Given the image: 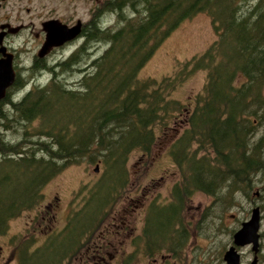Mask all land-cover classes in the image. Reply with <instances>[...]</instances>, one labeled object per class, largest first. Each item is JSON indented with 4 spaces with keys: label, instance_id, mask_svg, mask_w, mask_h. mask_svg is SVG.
Segmentation results:
<instances>
[{
    "label": "trees",
    "instance_id": "1",
    "mask_svg": "<svg viewBox=\"0 0 264 264\" xmlns=\"http://www.w3.org/2000/svg\"><path fill=\"white\" fill-rule=\"evenodd\" d=\"M107 8L117 16L115 27L103 29L98 21L87 28L84 44L47 68L48 83L14 102L11 117H1V130L18 139L0 131V234L11 217L41 203L44 185L67 166L101 168L91 187H80L77 214L86 220L70 221L65 237H74L54 235L43 251L21 252L18 264H57L54 254L74 249L80 226L96 229L130 184L129 155L150 153L157 131L183 124L168 148L180 179L167 204H149L150 232L173 229V217L196 192L226 201L228 206L214 201L219 208L213 213L221 217L235 205L234 187L264 167V0H114ZM197 13L210 17L216 40L172 75L140 79L156 47ZM91 40L105 50L97 55L88 47ZM85 48V57H93L83 69ZM196 70L205 71L206 80L190 109L172 93ZM73 77L75 87L65 84ZM257 126L263 132L253 148Z\"/></svg>",
    "mask_w": 264,
    "mask_h": 264
},
{
    "label": "flooded vegetation",
    "instance_id": "2",
    "mask_svg": "<svg viewBox=\"0 0 264 264\" xmlns=\"http://www.w3.org/2000/svg\"><path fill=\"white\" fill-rule=\"evenodd\" d=\"M86 1L91 4L87 13L83 8ZM108 5L113 7L114 0H0V73L8 69L13 72L12 83L5 88L4 95L0 98V123L3 114L11 117L14 102L21 100L36 86H42L40 83L36 85L35 80L45 74L55 61L61 59L55 56L58 51L77 43L83 45L87 28L93 29L98 21L103 29L115 26V21H100L108 13H115L113 9L107 8ZM65 27L77 28L78 32L71 39L52 46L42 54L47 30L50 29L59 36L58 31ZM88 33L95 37L94 31ZM255 143L256 141L253 142V148ZM233 192L240 201L248 204L247 211L242 212L241 217L235 213L227 218L224 214L221 217L214 213L208 214L209 207H205V214L202 213L199 219L189 217V220H185V205L194 193L184 203L181 215L173 217L175 219L171 230L148 231V218L145 214L141 231H134L132 215H128L125 209L122 214L108 216L111 217L110 224L105 225L104 232H98V229L106 219L92 232L79 231L84 228L80 226L77 239L73 238L71 241L74 249L68 255L67 251L58 252L54 254V258L57 259V264H264V167H258L249 176L248 182L235 186ZM210 197L213 198L212 203L217 201L216 197ZM40 206L41 203L26 208L9 219L10 222L14 218H23L27 224V233L13 250L16 264L21 252L43 251L42 246L56 236L69 241L74 237H65L69 234L70 223L76 217L81 221V215L78 216L77 213L66 216L64 225L59 229L56 224L48 221L44 225L48 229L45 231L47 236H44L42 243L33 245L38 239L35 234L41 232V222L55 217L42 215L40 222H37L36 213ZM253 209H257L259 216L257 246L254 248L250 242L235 244V232L251 217ZM213 217L216 221L212 220ZM230 218L237 223L228 230L226 220L229 221ZM7 230L8 227L5 233ZM230 248L233 255L226 257Z\"/></svg>",
    "mask_w": 264,
    "mask_h": 264
},
{
    "label": "rangeland",
    "instance_id": "3",
    "mask_svg": "<svg viewBox=\"0 0 264 264\" xmlns=\"http://www.w3.org/2000/svg\"><path fill=\"white\" fill-rule=\"evenodd\" d=\"M91 6L89 2H84V12L87 13L88 8ZM86 18V14H85ZM117 16L114 13H108L103 20L108 22H117ZM115 27V26H114ZM217 38L215 29L213 28L210 17L205 13H197L196 15L184 20L179 24L170 34L156 47L149 59L144 63L138 72L140 79L154 78L160 80L165 76L172 75L181 69L184 62L190 60L193 56L203 53ZM94 40V39H93ZM80 44H74L68 48L58 51L55 55L56 58L63 60L67 59L72 53H74ZM88 47L90 50L98 51L97 55L103 52L106 45L95 44L94 41H89ZM88 48H85V52L82 55V67L87 61L90 60L92 55H85L88 53ZM62 55V57H60ZM96 55V56H97ZM86 58V59H84ZM85 66L83 69H85ZM41 78V79H39ZM65 78V77H64ZM50 77L48 73L43 74L35 80V84L39 83L45 85L48 83ZM206 80V72L203 70H196L189 73L185 80L174 90L172 97L178 99L181 103L185 104L188 108L194 107L197 95L203 91V87ZM76 78L65 81V84L75 87ZM185 119V117H183ZM33 125L30 129L36 127L37 121H32ZM18 127V126H17ZM29 128L28 126H26ZM25 127V129H27ZM0 131L6 132L1 130ZM183 124L178 123L170 129L164 131V134L158 133V137L155 146L150 153L133 152L129 155L127 167L130 176V184L125 190L122 198H120L112 209L109 211L106 222L99 227L98 232L105 231V225L110 224V214L120 213L127 210L128 215H132L134 225L137 232L141 231V225L143 217L149 210V204L152 201L158 204H163L170 200V191L172 185L180 179V175L176 165L173 163L168 153V148L173 139L182 131ZM19 130V129H18ZM258 132L252 135L251 141H258L263 130L260 126L256 127ZM14 135L12 130L8 131L6 137L16 141L18 138ZM209 154V152H207ZM203 153H199L202 155ZM264 164V156H260ZM1 158V155H0ZM264 166V165H263ZM95 164H73L64 168L60 173L49 180L42 189L43 199L41 206L36 213L37 222H40L42 215H54V218H47L41 222V232L36 233L38 237L37 241L33 245H37L43 242L44 236H47L48 231L44 225L48 224V221L56 224V228L59 229L64 225L66 216L69 214H76L82 204L83 192L80 191V187L85 184L87 188L91 187L95 181L100 177V169L95 171ZM236 192V191H235ZM233 192L231 197L235 199V206L224 209V217L227 218L231 214L242 216L248 207L247 202L240 201L238 195ZM85 195V193H84ZM169 197V198H168ZM168 198V199H167ZM132 199V200H131ZM167 199V200H165ZM228 199V198H227ZM165 200V201H164ZM139 201V202H138ZM213 198L203 193H195L191 199L186 202L185 205V220L190 218L201 217L204 208L209 207V213L217 212L218 206L213 202ZM217 205L227 203L224 200H217ZM95 204V203H94ZM137 205V207H135ZM38 206V205H37ZM228 206V203L227 205ZM89 209H85V213ZM247 211V210H246ZM212 216V215H211ZM80 219L86 220L81 215ZM212 220L216 221L214 217ZM236 220H226L227 229L229 230L236 225ZM27 224L23 218H14L9 222L8 230L4 235H0V264H16V259L13 254L15 246L19 243L22 236L27 233Z\"/></svg>",
    "mask_w": 264,
    "mask_h": 264
},
{
    "label": "water",
    "instance_id": "4",
    "mask_svg": "<svg viewBox=\"0 0 264 264\" xmlns=\"http://www.w3.org/2000/svg\"><path fill=\"white\" fill-rule=\"evenodd\" d=\"M47 39L45 45L42 49V54L48 51L52 46H57L63 43L64 41L71 39L78 32L77 28H66L61 29L58 32L59 36L55 34L52 30H47ZM13 81V72L12 70H5L4 73H0V98L4 95L5 88L9 86ZM95 171L98 170V166L96 165ZM258 211L257 209H253L251 217L243 222L240 228L235 232L233 238L235 244H245L252 243L254 248L257 246V229H258ZM233 250L227 252L226 257L232 256Z\"/></svg>",
    "mask_w": 264,
    "mask_h": 264
}]
</instances>
